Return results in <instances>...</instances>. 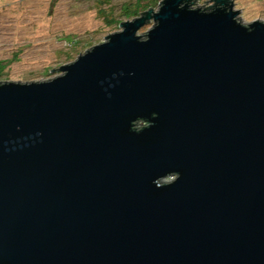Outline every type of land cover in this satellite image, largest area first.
Masks as SVG:
<instances>
[{
	"label": "water",
	"instance_id": "water-1",
	"mask_svg": "<svg viewBox=\"0 0 264 264\" xmlns=\"http://www.w3.org/2000/svg\"><path fill=\"white\" fill-rule=\"evenodd\" d=\"M189 2L0 83V264H264V23Z\"/></svg>",
	"mask_w": 264,
	"mask_h": 264
},
{
	"label": "rangeland",
	"instance_id": "rangeland-1",
	"mask_svg": "<svg viewBox=\"0 0 264 264\" xmlns=\"http://www.w3.org/2000/svg\"><path fill=\"white\" fill-rule=\"evenodd\" d=\"M112 1L119 4L125 0ZM233 2L243 24L264 23V0ZM92 3L93 0H0V61L9 62L1 83L52 79L60 75V66L81 54L73 51L70 38L93 46L119 31L118 26L103 23L96 10L91 9ZM192 4L194 9L208 11L223 6L217 0H192ZM152 26L153 22H148L137 35L144 36Z\"/></svg>",
	"mask_w": 264,
	"mask_h": 264
},
{
	"label": "trees",
	"instance_id": "trees-1",
	"mask_svg": "<svg viewBox=\"0 0 264 264\" xmlns=\"http://www.w3.org/2000/svg\"><path fill=\"white\" fill-rule=\"evenodd\" d=\"M93 2L94 4L92 3L91 9L96 10L98 17L105 25L119 26L124 20L134 19L149 10H154L160 0H125L119 4H112V0H93ZM68 43L71 46L73 45V51H78L79 53H82L86 47L92 46L91 43H83V41L77 42L76 40H71V38ZM8 63L0 61V83L4 77L3 72L8 66Z\"/></svg>",
	"mask_w": 264,
	"mask_h": 264
},
{
	"label": "clouds",
	"instance_id": "clouds-1",
	"mask_svg": "<svg viewBox=\"0 0 264 264\" xmlns=\"http://www.w3.org/2000/svg\"><path fill=\"white\" fill-rule=\"evenodd\" d=\"M139 124V123H138ZM172 178V177H171ZM171 178H169V179H171ZM172 181V180H171ZM167 182H170L169 180H165V183H167Z\"/></svg>",
	"mask_w": 264,
	"mask_h": 264
},
{
	"label": "bare ground",
	"instance_id": "bare-ground-1",
	"mask_svg": "<svg viewBox=\"0 0 264 264\" xmlns=\"http://www.w3.org/2000/svg\"><path fill=\"white\" fill-rule=\"evenodd\" d=\"M190 4H192L191 2H189ZM193 5V4H192ZM232 7H234V2H232Z\"/></svg>",
	"mask_w": 264,
	"mask_h": 264
}]
</instances>
